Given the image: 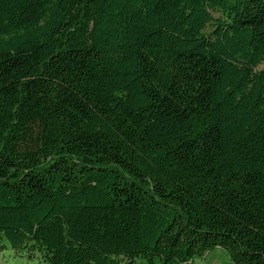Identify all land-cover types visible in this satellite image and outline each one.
<instances>
[{"label": "trees", "instance_id": "trees-1", "mask_svg": "<svg viewBox=\"0 0 264 264\" xmlns=\"http://www.w3.org/2000/svg\"><path fill=\"white\" fill-rule=\"evenodd\" d=\"M263 62L264 0H0V252L264 264Z\"/></svg>", "mask_w": 264, "mask_h": 264}, {"label": "rangeland", "instance_id": "rangeland-1", "mask_svg": "<svg viewBox=\"0 0 264 264\" xmlns=\"http://www.w3.org/2000/svg\"><path fill=\"white\" fill-rule=\"evenodd\" d=\"M216 16V14H215ZM259 69H264V62L260 65ZM44 264L38 255H35L32 259L22 257L21 254L14 255L0 252V264ZM196 264H232L228 256L220 249H217L213 253L206 256L204 260L197 261Z\"/></svg>", "mask_w": 264, "mask_h": 264}]
</instances>
